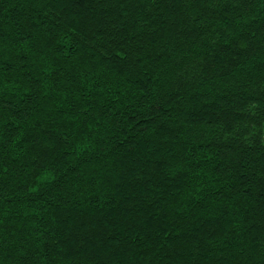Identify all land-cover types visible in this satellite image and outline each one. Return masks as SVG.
Listing matches in <instances>:
<instances>
[{"label":"trees","instance_id":"obj_1","mask_svg":"<svg viewBox=\"0 0 264 264\" xmlns=\"http://www.w3.org/2000/svg\"><path fill=\"white\" fill-rule=\"evenodd\" d=\"M0 264H264V0H0Z\"/></svg>","mask_w":264,"mask_h":264}]
</instances>
